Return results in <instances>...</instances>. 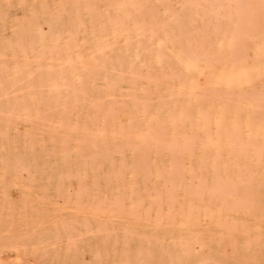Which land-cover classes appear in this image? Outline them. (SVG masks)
I'll return each mask as SVG.
<instances>
[{
    "label": "bare ground",
    "instance_id": "6f19581e",
    "mask_svg": "<svg viewBox=\"0 0 264 264\" xmlns=\"http://www.w3.org/2000/svg\"><path fill=\"white\" fill-rule=\"evenodd\" d=\"M0 199L4 264H264V0H0Z\"/></svg>",
    "mask_w": 264,
    "mask_h": 264
},
{
    "label": "rangeland",
    "instance_id": "374dc122",
    "mask_svg": "<svg viewBox=\"0 0 264 264\" xmlns=\"http://www.w3.org/2000/svg\"><path fill=\"white\" fill-rule=\"evenodd\" d=\"M28 1V0H27ZM31 0H29L30 2ZM39 2H42L43 0H37ZM30 8L31 6L30 5H27V6H18V5H14L12 6L11 8L12 9H18V8ZM38 8H45L46 6L40 4L37 6ZM52 8H54L55 6H51ZM105 7L104 5H101V8ZM3 207H2V206ZM0 218L3 219V218H6V216L10 213V210L12 209V204L11 202L9 201H5V200H2L0 199ZM4 211V212H3ZM7 211V212H6ZM6 232V234H5ZM8 232H11V225L10 226H6L2 220L0 221V233H2V235L0 234V258L2 260H0V264H4V263H7L8 261V255L11 251H8L6 250L7 248V239H6V235ZM4 233V234H3ZM4 256V257H3ZM5 258V259H4ZM11 259V258H10ZM6 262H5V261ZM2 261V262H1Z\"/></svg>",
    "mask_w": 264,
    "mask_h": 264
}]
</instances>
